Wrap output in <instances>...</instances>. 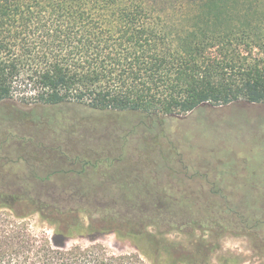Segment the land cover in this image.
Listing matches in <instances>:
<instances>
[{
    "label": "trees",
    "instance_id": "trees-1",
    "mask_svg": "<svg viewBox=\"0 0 264 264\" xmlns=\"http://www.w3.org/2000/svg\"><path fill=\"white\" fill-rule=\"evenodd\" d=\"M15 93L27 111L2 123H24L40 104L157 121L212 106L217 126L186 139L187 158L248 160L249 171L264 149V0H0V103ZM248 121L252 133L220 129ZM77 125L34 124V132L1 137L0 264H212L217 239L239 224L233 214L160 200L164 160L179 152L157 151L136 128L128 134L135 141L113 133L101 140L76 133ZM11 126L29 129L0 124ZM35 215L50 236L22 222ZM109 234L136 252L109 253L97 242ZM72 239L92 244L69 247ZM251 239L264 264V237ZM216 260L245 261L232 252Z\"/></svg>",
    "mask_w": 264,
    "mask_h": 264
},
{
    "label": "rangeland",
    "instance_id": "rangeland-1",
    "mask_svg": "<svg viewBox=\"0 0 264 264\" xmlns=\"http://www.w3.org/2000/svg\"><path fill=\"white\" fill-rule=\"evenodd\" d=\"M21 96L23 94L15 93L12 99L0 103V124H27L29 129L18 126L7 129L0 127V139L9 131L34 132L33 127H36L34 124H79L74 127L76 133L81 135L83 133L85 137L89 135L88 138L91 139L100 135L101 140L108 139L109 133L114 134H110L114 139L120 140L125 134H127L126 138H129V132L136 128L137 134L157 141V149H159L157 151L172 149L175 153L179 152L164 160L166 170L162 172L161 177L168 178V185L167 196L160 199L162 202L171 201L197 214L201 211L221 216L233 214L237 219L239 228L236 232L223 234L217 239L219 247L216 248L212 264H217L216 259L219 255L231 252L244 257L243 264H259L260 257L251 243V235L264 237V149L257 156L255 167L249 171L245 168L248 160L233 159L234 161L224 164L225 162L217 155H202L195 162L187 158L183 144L186 139L198 140L200 132L213 131L217 126L214 120L215 109L212 106L198 107L185 115L166 116L161 121H157L139 112L92 111L64 104H40L33 106L36 114L28 116L24 123L22 121L2 123V115L27 111V105L20 101ZM151 124H159V126L150 131L147 126ZM255 128L256 124L250 121L242 124L229 123L225 127H220L222 132L229 129L234 134L238 131L245 134L252 133ZM48 139L51 140L52 137ZM129 139L135 141L137 138L133 136ZM13 149L15 146L9 150L11 155ZM155 173L157 172L152 171V174ZM83 217L87 220L86 216ZM2 218L6 216L0 212V220ZM22 222L27 224L33 234L46 233L50 236L53 233V228L38 215L26 218ZM200 234L205 238H212L208 231H197V235ZM170 237L182 238V234L173 232ZM97 242L105 246L109 253L136 252L129 240H120L114 234L103 236ZM91 244L87 239H72L68 246L86 247Z\"/></svg>",
    "mask_w": 264,
    "mask_h": 264
}]
</instances>
